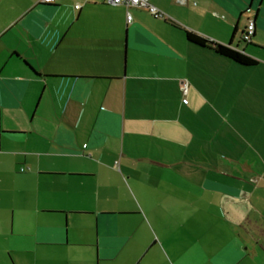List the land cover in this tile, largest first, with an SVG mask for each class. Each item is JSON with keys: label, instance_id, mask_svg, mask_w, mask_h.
<instances>
[{"label": "crops", "instance_id": "0c3cea01", "mask_svg": "<svg viewBox=\"0 0 264 264\" xmlns=\"http://www.w3.org/2000/svg\"><path fill=\"white\" fill-rule=\"evenodd\" d=\"M149 4L0 0V264H264V0Z\"/></svg>", "mask_w": 264, "mask_h": 264}, {"label": "rangeland", "instance_id": "374dc122", "mask_svg": "<svg viewBox=\"0 0 264 264\" xmlns=\"http://www.w3.org/2000/svg\"><path fill=\"white\" fill-rule=\"evenodd\" d=\"M244 44V43H242ZM248 47H251L252 46H248ZM117 181V180H116ZM119 182V181H117ZM146 184H141L140 186H138V188L136 189L134 187V185L132 183H127L126 181H124V184H121L119 186V183H116L115 186H119V200H117V195L116 193H118V190L115 189L114 192H115V195L113 194L112 196V199L113 201H120V203H118L120 205V207L122 208H127V209H130V210H134L135 208L137 209H140V208H145L147 206H149L150 204L154 203V200H150L149 199L151 197H147V196H142V193H143V188H145ZM187 186H190V229L194 226H198V225H206V221L205 219L202 217V216H199L197 215L198 212L196 211H193L192 210L194 209H197L199 207H201L202 204L199 203L198 200H196L194 197H192L191 193L195 194V193H199V189H198V184L194 183V182H190V185L187 184L186 182H183L180 181L178 182V192L179 193H183V187H187ZM111 193L109 192L108 193V196L110 197ZM115 205V203H113ZM117 206V205H115ZM181 207V206H179ZM120 221L123 223V224H126V223H129L130 221H133L135 220V218L133 216H129V215H123V216H120ZM151 224H153V221H150ZM210 223H213V221H211ZM14 232H18V230H16L14 228ZM11 239V242L12 243H15V244H18L19 246L18 247H13L15 248L16 252H14V249H11V248H7L8 249H4V250H7L5 253L3 252V255L5 256V260H4V264H10L8 263V254L9 256H11V258L13 259L14 263L15 264H27L25 260L23 259H20V261L22 263H19V257L21 255H24L23 254V251H24V248L27 246V243L25 245L21 244L22 242H27L29 240V238L27 237H22V236H17V235H14L13 233V237L10 238ZM190 242H191V237H190ZM9 246H13V245H9ZM10 261V260H9ZM121 261V260H120ZM12 264V263H11ZM190 264H195V262L190 259Z\"/></svg>", "mask_w": 264, "mask_h": 264}, {"label": "built area", "instance_id": "2783aa9c", "mask_svg": "<svg viewBox=\"0 0 264 264\" xmlns=\"http://www.w3.org/2000/svg\"><path fill=\"white\" fill-rule=\"evenodd\" d=\"M54 0H41L42 3L48 4L52 3ZM106 5L110 6H124L125 8H144L146 9L151 15L157 18H163L164 15L161 11L156 9L153 5L149 4V0H104ZM75 9H79V5L75 6ZM127 22H130L131 16L128 13L126 16ZM254 33V25L253 22L250 21L246 26L243 34H242V41L243 42H250ZM182 91L185 93L186 85H182ZM183 103H186V100H183Z\"/></svg>", "mask_w": 264, "mask_h": 264}, {"label": "trees", "instance_id": "16d2710c", "mask_svg": "<svg viewBox=\"0 0 264 264\" xmlns=\"http://www.w3.org/2000/svg\"><path fill=\"white\" fill-rule=\"evenodd\" d=\"M186 39L193 43L196 44L197 46L207 48L212 50L215 54L225 57L241 66L244 67H253L256 65V61L250 57H248L245 54H242L240 52H237L229 47L218 45V44H213L206 39H203L191 32H185Z\"/></svg>", "mask_w": 264, "mask_h": 264}, {"label": "water", "instance_id": "95a60500", "mask_svg": "<svg viewBox=\"0 0 264 264\" xmlns=\"http://www.w3.org/2000/svg\"><path fill=\"white\" fill-rule=\"evenodd\" d=\"M254 25V24H253Z\"/></svg>", "mask_w": 264, "mask_h": 264}]
</instances>
